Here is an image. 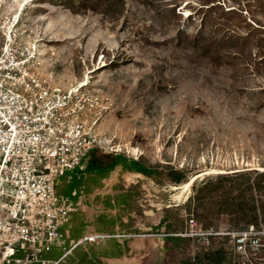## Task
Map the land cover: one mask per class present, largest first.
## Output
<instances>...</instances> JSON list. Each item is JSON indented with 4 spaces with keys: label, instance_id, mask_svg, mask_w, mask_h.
Masks as SVG:
<instances>
[{
    "label": "rangeland",
    "instance_id": "1",
    "mask_svg": "<svg viewBox=\"0 0 264 264\" xmlns=\"http://www.w3.org/2000/svg\"><path fill=\"white\" fill-rule=\"evenodd\" d=\"M0 5V52L10 35L59 89L98 70L103 151L158 170L130 264L231 263L230 235L264 226V0H35L12 30L18 5Z\"/></svg>",
    "mask_w": 264,
    "mask_h": 264
},
{
    "label": "built area",
    "instance_id": "2",
    "mask_svg": "<svg viewBox=\"0 0 264 264\" xmlns=\"http://www.w3.org/2000/svg\"><path fill=\"white\" fill-rule=\"evenodd\" d=\"M10 43L0 52V264H49L43 254L61 245L75 210L57 186L89 152L103 151L97 124L106 108L89 85L53 86L22 64L32 54L18 60ZM230 236L234 264H264V226Z\"/></svg>",
    "mask_w": 264,
    "mask_h": 264
},
{
    "label": "crops",
    "instance_id": "3",
    "mask_svg": "<svg viewBox=\"0 0 264 264\" xmlns=\"http://www.w3.org/2000/svg\"><path fill=\"white\" fill-rule=\"evenodd\" d=\"M157 174L145 158L128 152H89L57 186L59 196L75 210L60 228L61 245L43 254V260L49 264H130L139 249L134 240L140 229L134 220L137 185L143 179L155 180ZM93 236L103 238L84 241Z\"/></svg>",
    "mask_w": 264,
    "mask_h": 264
},
{
    "label": "bare ground",
    "instance_id": "4",
    "mask_svg": "<svg viewBox=\"0 0 264 264\" xmlns=\"http://www.w3.org/2000/svg\"><path fill=\"white\" fill-rule=\"evenodd\" d=\"M18 1L19 0H13V2L18 5V8H17L16 13H15L16 17H15L14 22L9 25L10 26L8 28L9 30L15 29V28H17L18 26L21 25V15H23V13H24L25 9L27 8V6H29L35 0H22L20 2H18ZM2 8H3V6L0 5V13H1ZM23 33L25 34L26 31L23 30ZM8 42H12L11 39H9ZM39 56H41V57L46 56V53L45 52H40V55ZM32 60H34L37 63L41 62L40 61L41 59L39 57L37 58L34 55V56L31 57V59H28V60H25L24 62H22V64H27L28 62L33 63L34 61H32ZM97 71L98 70L91 71L90 73H88V75L86 77H84L79 82V84H81L82 87L89 85V80L91 79L90 74L95 73ZM121 150H122L121 147H119V150L118 151H121ZM127 150L129 151V153L134 154V155H137L136 153L139 152L136 148H133V147H128ZM261 170L264 171L263 168H261ZM198 178H199V175L193 177L191 179V181H189L188 183L185 184V189H189L195 183V181ZM152 246L154 247L155 246V243H152Z\"/></svg>",
    "mask_w": 264,
    "mask_h": 264
},
{
    "label": "trees",
    "instance_id": "5",
    "mask_svg": "<svg viewBox=\"0 0 264 264\" xmlns=\"http://www.w3.org/2000/svg\"><path fill=\"white\" fill-rule=\"evenodd\" d=\"M245 176L246 175H238V173H236L234 176H232V177H223L222 179H227V180H229V179H231V178H233V179H235V180H237V179H239V178H245ZM253 188L255 189H257V187L254 185V183H251V182H249L248 184H247V192H249V193H251V195H252V192H253ZM255 200H253L252 199V202H254ZM178 241H180V239H175V242H176V244L178 243ZM228 261H230L231 263H228V264H232L233 263V258L230 256V259H227Z\"/></svg>",
    "mask_w": 264,
    "mask_h": 264
}]
</instances>
